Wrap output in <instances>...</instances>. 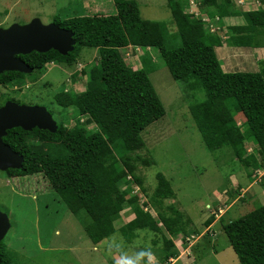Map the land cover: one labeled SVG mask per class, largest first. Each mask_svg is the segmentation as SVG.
Instances as JSON below:
<instances>
[{
    "label": "trees",
    "instance_id": "obj_1",
    "mask_svg": "<svg viewBox=\"0 0 264 264\" xmlns=\"http://www.w3.org/2000/svg\"><path fill=\"white\" fill-rule=\"evenodd\" d=\"M187 1L167 0L181 40L178 47L166 45V22L143 19L136 0H113L114 14L65 20L54 17V23L73 32L76 43L71 52L61 55L51 49L18 55L33 71L0 74V86L21 84L48 63L72 65L82 47L97 50L98 62L89 69L85 89L77 93L61 90L53 96L57 106L75 107L86 116V123H94L96 128L87 129L80 124L67 127L56 120L54 133L38 128L7 130L3 142L23 157L21 168H10L7 173L18 177L43 175L72 214L80 219L87 217L83 229L94 244L116 231L127 242L136 237L138 230L161 234L165 262L178 256L172 237L187 235L190 219L174 204H164L175 198V192L163 173L156 174L157 185L148 194L136 172L138 163L154 164L151 157L135 153L145 148L142 131L162 118L165 109L149 78L155 70L149 57L143 56L141 68L134 69L125 62L120 48H156L171 77L181 82L184 91L203 93L202 100L190 103L189 112L209 150L229 148L238 162L249 169L264 165V71L224 72L217 60L211 61L215 57L212 47L223 46L224 42L231 47H259L257 38L264 32V7L240 11L232 0H197L201 7H212L208 11L211 18L245 19L244 24L227 27L228 38L224 41L216 32L207 30L203 21L185 12ZM191 47H198L195 49L209 59L192 61L187 53ZM7 100L19 103L6 97L0 100V106ZM238 113L244 117L240 124L235 119ZM246 141L257 145V153H247ZM124 182L127 184L122 188ZM131 184L145 194L156 217L139 206L138 196L131 195ZM125 207L131 208L134 218L116 229L114 222ZM212 220L210 216L206 224ZM222 231L240 264H264V204L223 223ZM0 260V264H17L14 254L5 249Z\"/></svg>",
    "mask_w": 264,
    "mask_h": 264
},
{
    "label": "rangeland",
    "instance_id": "obj_2",
    "mask_svg": "<svg viewBox=\"0 0 264 264\" xmlns=\"http://www.w3.org/2000/svg\"><path fill=\"white\" fill-rule=\"evenodd\" d=\"M137 1L143 19L166 22V45L180 46L181 40L176 35L167 0ZM232 2L236 10L241 8H237L236 0ZM258 7L257 4L252 6ZM241 9L246 11L245 7ZM184 10L203 21L212 7H201L199 1L191 3L188 0ZM114 13L112 0H0V26L5 28L13 23L26 24L33 18L49 24L54 17L65 20L74 16ZM231 22L245 23V19ZM203 23L213 33L222 26L221 19ZM222 33L217 34L225 41L227 31ZM257 42L264 46V32L258 36ZM195 48L198 47L187 49L192 61L209 59ZM213 52L215 57H210L211 61L219 62L226 50L224 47ZM120 53L135 69L141 68L143 56H148L149 62L155 66L149 78L163 103L165 115L142 131L145 148L135 155L149 156L154 164L143 166L138 163L136 172L148 194L157 185L156 174L163 173L175 192V198L165 200L164 204H174L190 219L187 235L172 237L178 256L163 261L162 235L148 230H138L131 242L125 241L116 231L106 240L94 244L83 229L87 217L80 219L72 214L43 175L16 177L0 170V211L8 212L12 223L4 239L7 251L14 254L17 264H115V255L123 264L129 261L131 264H240L222 225L264 204V165L249 169L238 162L229 148L211 151L206 147L189 112L190 103L202 100L203 93L184 91L181 82L171 77L156 48L127 46L120 48ZM239 54L242 58L244 55L249 58L247 52ZM237 56L238 52H234L222 62L231 61L234 70ZM97 62V50L82 47L72 65L48 63L21 84L0 86V100L13 97L20 104L45 106L54 120L63 121L67 127L80 124L87 129L96 128L94 123H86V116L80 115L75 107L62 109L57 106L53 96L61 90L83 91L89 69ZM235 119L238 124L244 121L239 113ZM245 146L247 153H257V145L253 142L246 141ZM126 184H121L122 188ZM131 185V195L138 196L139 206L156 217L145 194L143 196L139 188ZM124 209L132 213L130 207ZM210 216L213 220L208 225L206 220ZM121 224L122 221H116L114 226L118 228Z\"/></svg>",
    "mask_w": 264,
    "mask_h": 264
},
{
    "label": "water",
    "instance_id": "obj_3",
    "mask_svg": "<svg viewBox=\"0 0 264 264\" xmlns=\"http://www.w3.org/2000/svg\"><path fill=\"white\" fill-rule=\"evenodd\" d=\"M76 40L70 29L51 22L43 24L39 18H33L26 24L13 23L6 28L0 27V74L5 71H17L29 74L33 69L18 55L32 51L47 52L55 50L66 55L74 48ZM20 127L25 131L33 128L54 133L57 122L45 106L25 105L7 100L0 106V170L20 169L23 157L6 145L2 138L7 130ZM10 227L6 213L0 211V241Z\"/></svg>",
    "mask_w": 264,
    "mask_h": 264
},
{
    "label": "crops",
    "instance_id": "obj_4",
    "mask_svg": "<svg viewBox=\"0 0 264 264\" xmlns=\"http://www.w3.org/2000/svg\"><path fill=\"white\" fill-rule=\"evenodd\" d=\"M255 2H257V3H255ZM262 2H263L262 0H245L243 4L237 5V8H238V6H240L241 8L245 7V9L247 8L246 11L252 10V9H257V8H252V6L257 4L259 7H264V4ZM138 5H139V3H138ZM241 8L240 9L238 8V9L240 11H243ZM106 15H109V14H106ZM203 18H206L209 21H214L215 19H218V17L211 18L208 14H206ZM238 18H243V16H227V17H224L221 20L222 26L221 27L218 26V32H216V33H219L221 35V34H223L222 32L227 31L228 26L244 24L242 22H238L237 24L231 22V20L238 19ZM205 22L208 23V21H205ZM205 28H207V26H205ZM224 47H225L226 52H223L222 60H223V58L227 59L230 55H232V53L238 52V56L236 59L237 60L236 61V69H234V70L232 69V68H234V65L231 61H229V63H224V62H222V60L219 61V64L221 65V68L224 72H234L235 70L236 71H242V72H262V71H264V46H259V47H231V46H226V44H223V46L212 47V48L216 50V49H223ZM230 48H233V49H230ZM234 48H237V51H235ZM242 49H250L251 51L248 52V51H244ZM244 52H247L248 57H249L248 59L246 58V55H244L245 58H242L241 55L239 54V53H244ZM133 218H134L133 211H132V213H129V212H127V210L124 209L120 212V217L116 221H120V222L122 221L121 226H123L124 224H126L127 222L132 220ZM121 226H119V227H121ZM115 228L118 229L117 227H115ZM104 240H106V239H104ZM175 246H176V243H175ZM113 259H114L113 262L115 264H123L121 262V259L119 257H117L116 255H115V258H113ZM147 261H150V258L147 257Z\"/></svg>",
    "mask_w": 264,
    "mask_h": 264
},
{
    "label": "flooded vegetation",
    "instance_id": "obj_5",
    "mask_svg": "<svg viewBox=\"0 0 264 264\" xmlns=\"http://www.w3.org/2000/svg\"><path fill=\"white\" fill-rule=\"evenodd\" d=\"M0 27H2V26H0ZM2 28H5V27H2ZM7 170H8V169H7ZM7 170H6V172H7ZM10 176H11V175H10ZM16 177H18V176H16ZM1 211H2V210H1ZM3 212H6V211H3ZM6 213L8 214V212H6ZM8 217H9V214H8ZM8 219H9L10 227H9L7 233L5 234L4 238L0 241V245H2V249H0V255H2V252H3L4 249L7 250V249H6V243L4 242V239H5L6 235L8 234V232H9L11 226H12V223H11L10 217H9ZM0 261H1V260H0Z\"/></svg>",
    "mask_w": 264,
    "mask_h": 264
},
{
    "label": "built area",
    "instance_id": "obj_6",
    "mask_svg": "<svg viewBox=\"0 0 264 264\" xmlns=\"http://www.w3.org/2000/svg\"><path fill=\"white\" fill-rule=\"evenodd\" d=\"M193 1H194V0H190L191 3H193ZM244 1H245V0H236V2H237L238 4H243ZM246 9H247V8H246ZM203 21H208V22H209V20L206 19V18H203ZM259 176H261V174H259ZM127 179H130V177L128 176ZM134 187H136V188L138 189V186L134 185L133 188H134ZM219 212H220V209H219ZM213 215H215V216L217 217V214H216V213H214ZM186 238H187V237H186ZM187 240H190V239L187 238Z\"/></svg>",
    "mask_w": 264,
    "mask_h": 264
},
{
    "label": "clouds",
    "instance_id": "obj_7",
    "mask_svg": "<svg viewBox=\"0 0 264 264\" xmlns=\"http://www.w3.org/2000/svg\"><path fill=\"white\" fill-rule=\"evenodd\" d=\"M128 264H131V262L129 261Z\"/></svg>",
    "mask_w": 264,
    "mask_h": 264
}]
</instances>
